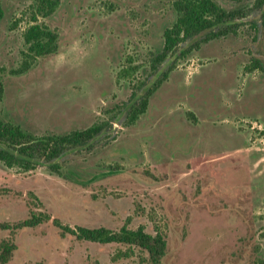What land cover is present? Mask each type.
I'll use <instances>...</instances> for the list:
<instances>
[{
  "label": "rangeland",
  "instance_id": "rangeland-1",
  "mask_svg": "<svg viewBox=\"0 0 264 264\" xmlns=\"http://www.w3.org/2000/svg\"><path fill=\"white\" fill-rule=\"evenodd\" d=\"M174 1L60 0L37 17L57 51L13 74L33 0H0V119L36 136L103 125L33 170L0 161L4 264H151L136 245L78 239L56 219L159 232V264H264V5L214 0L234 12L214 28L227 33L162 56Z\"/></svg>",
  "mask_w": 264,
  "mask_h": 264
},
{
  "label": "trees",
  "instance_id": "trees-1",
  "mask_svg": "<svg viewBox=\"0 0 264 264\" xmlns=\"http://www.w3.org/2000/svg\"><path fill=\"white\" fill-rule=\"evenodd\" d=\"M260 6L264 0H255ZM60 0H33L30 10V22L22 31V38L25 49L21 51V61L13 74H22L28 71L39 57L53 54L58 48V33L45 24L39 23L37 17H47L58 7ZM173 7L177 11L174 23L163 31L162 56L173 50L179 43L192 39L203 34L200 42H194L190 47L198 46L201 42H207L227 30H214L219 25L228 22L234 12L223 9L214 0H175ZM1 16V10H0ZM260 25L264 34V8L262 10ZM258 61H253V68H257ZM1 95V88H0ZM149 91L141 99L139 106L132 111L130 121H134L139 114L145 112L148 103ZM1 99V97H0ZM103 129L102 123L92 125L78 130H71L65 134H46L36 136L19 125L4 122L0 119V161L7 167H17L24 171L33 170L42 162L58 158L68 150L90 145L91 140ZM49 169L54 173H60V165L51 163ZM38 217H29L23 221V225H34ZM54 224L70 232L78 239L88 240L97 243H125L136 245L144 249L150 256L151 264H159L160 258L165 254L166 240L161 233L155 235L146 233L143 228L129 229L125 225L117 231L105 227L89 228L76 226L75 229L61 227L54 221ZM13 249L12 243L2 241L0 243V263L4 264L10 258ZM34 264H42L37 262Z\"/></svg>",
  "mask_w": 264,
  "mask_h": 264
},
{
  "label": "crops",
  "instance_id": "crops-1",
  "mask_svg": "<svg viewBox=\"0 0 264 264\" xmlns=\"http://www.w3.org/2000/svg\"><path fill=\"white\" fill-rule=\"evenodd\" d=\"M80 130V129H79Z\"/></svg>",
  "mask_w": 264,
  "mask_h": 264
}]
</instances>
